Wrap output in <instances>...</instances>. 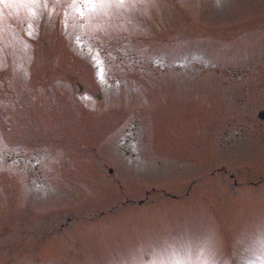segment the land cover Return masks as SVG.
I'll return each instance as SVG.
<instances>
[{
	"label": "rangeland",
	"instance_id": "1",
	"mask_svg": "<svg viewBox=\"0 0 264 264\" xmlns=\"http://www.w3.org/2000/svg\"><path fill=\"white\" fill-rule=\"evenodd\" d=\"M262 109L264 0H5L0 264H264Z\"/></svg>",
	"mask_w": 264,
	"mask_h": 264
},
{
	"label": "snow or ice",
	"instance_id": "2",
	"mask_svg": "<svg viewBox=\"0 0 264 264\" xmlns=\"http://www.w3.org/2000/svg\"><path fill=\"white\" fill-rule=\"evenodd\" d=\"M33 2H35V0H33ZM76 2L77 0H73V3H76ZM139 2H143V0H83V3L85 5L99 4L101 6L115 5L117 7H124L127 4H135ZM3 3H5V0H0V4H3Z\"/></svg>",
	"mask_w": 264,
	"mask_h": 264
},
{
	"label": "water",
	"instance_id": "3",
	"mask_svg": "<svg viewBox=\"0 0 264 264\" xmlns=\"http://www.w3.org/2000/svg\"><path fill=\"white\" fill-rule=\"evenodd\" d=\"M259 116H260L261 118H264V110H262V111L259 112Z\"/></svg>",
	"mask_w": 264,
	"mask_h": 264
}]
</instances>
